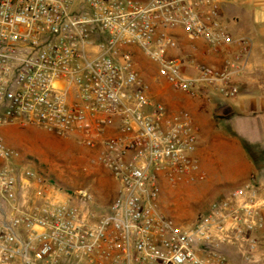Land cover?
<instances>
[{
	"label": "built area",
	"instance_id": "built-area-1",
	"mask_svg": "<svg viewBox=\"0 0 264 264\" xmlns=\"http://www.w3.org/2000/svg\"><path fill=\"white\" fill-rule=\"evenodd\" d=\"M225 1L0 0V131L76 136L98 148L118 185L97 213L85 190L73 199L15 164L20 154L0 132V264H232L231 249L239 264H257L264 216L254 177L191 224L162 212L163 188L199 170L197 128L188 111L152 97L135 60L173 91L234 98L250 44L227 31ZM174 30L226 54L223 66L175 54Z\"/></svg>",
	"mask_w": 264,
	"mask_h": 264
},
{
	"label": "crops",
	"instance_id": "crops-1",
	"mask_svg": "<svg viewBox=\"0 0 264 264\" xmlns=\"http://www.w3.org/2000/svg\"><path fill=\"white\" fill-rule=\"evenodd\" d=\"M221 19L233 38H245L250 44L246 67L236 78L237 96L223 99L208 89L191 97L173 91L156 74L150 76L155 80L150 84L152 97L171 109L188 111L197 128L194 156L199 170L192 181L186 180L177 187L165 186L161 202H168L172 207L179 203L174 202L178 195L193 203L210 202L208 210L211 203L230 198L232 191L254 177L264 216V0H226ZM172 33L178 37L175 54L185 52L200 64L223 66L226 54H206L202 42H186L181 30ZM235 51L232 48L231 52ZM15 127L0 131L8 147L18 145L15 134L20 130ZM36 189L32 186L30 190L33 198L37 196ZM257 237L264 246V228ZM230 252L235 264H239L234 255L236 251ZM256 261L264 264V248L258 251Z\"/></svg>",
	"mask_w": 264,
	"mask_h": 264
},
{
	"label": "rangeland",
	"instance_id": "rangeland-1",
	"mask_svg": "<svg viewBox=\"0 0 264 264\" xmlns=\"http://www.w3.org/2000/svg\"><path fill=\"white\" fill-rule=\"evenodd\" d=\"M135 60L139 75L147 83L154 84L155 80L150 76L156 74V68L142 55H138ZM15 128L20 130L15 134L18 145L9 147L20 154V159L15 164L33 170L49 189L59 191L73 199L77 191L85 190L92 198L89 204L91 209L97 213L107 211L116 196L118 185L98 164V148L85 145L82 139L76 136H58L36 127ZM165 189L167 187H164ZM177 201L179 203L172 207L168 206V202H161V210L167 217L187 225L206 213L210 203H193L178 195L174 198V202ZM263 248L264 246L260 244L259 250ZM233 258V256L229 258L232 264L236 262Z\"/></svg>",
	"mask_w": 264,
	"mask_h": 264
}]
</instances>
